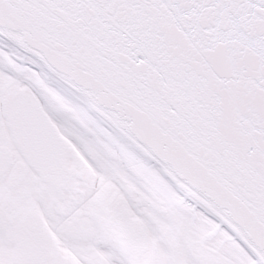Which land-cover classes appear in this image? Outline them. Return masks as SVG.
I'll use <instances>...</instances> for the list:
<instances>
[{
	"label": "snow or ice",
	"instance_id": "snow-or-ice-1",
	"mask_svg": "<svg viewBox=\"0 0 264 264\" xmlns=\"http://www.w3.org/2000/svg\"><path fill=\"white\" fill-rule=\"evenodd\" d=\"M0 264H264V0H0Z\"/></svg>",
	"mask_w": 264,
	"mask_h": 264
}]
</instances>
